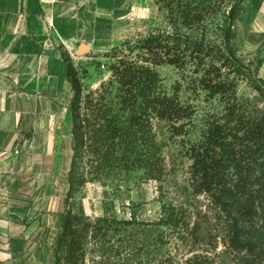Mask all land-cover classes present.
Here are the masks:
<instances>
[{"label":"trees","instance_id":"obj_1","mask_svg":"<svg viewBox=\"0 0 264 264\" xmlns=\"http://www.w3.org/2000/svg\"><path fill=\"white\" fill-rule=\"evenodd\" d=\"M155 2L167 29L107 53L111 74L96 87L62 52L72 153L53 264H264V80L239 54L245 0ZM166 65L178 73L170 86ZM170 141L189 160L182 200L159 198L148 219L71 206L89 183L166 180Z\"/></svg>","mask_w":264,"mask_h":264},{"label":"crops","instance_id":"obj_2","mask_svg":"<svg viewBox=\"0 0 264 264\" xmlns=\"http://www.w3.org/2000/svg\"><path fill=\"white\" fill-rule=\"evenodd\" d=\"M164 26L155 0H0V264H53L72 153L62 52L104 59Z\"/></svg>","mask_w":264,"mask_h":264},{"label":"rangeland","instance_id":"obj_3","mask_svg":"<svg viewBox=\"0 0 264 264\" xmlns=\"http://www.w3.org/2000/svg\"><path fill=\"white\" fill-rule=\"evenodd\" d=\"M244 5L245 14L242 20L237 23L239 54L242 61L251 67L260 63L257 77L264 80V0H245ZM164 28L167 29L166 25ZM134 43L130 42L116 49L125 48ZM75 57L71 58L76 64H79L80 68L87 67L90 76L86 82L92 87H96L103 80L109 78L111 72L107 69L108 58H78L77 55ZM158 69L168 86L178 78V73L172 66H161ZM240 92L245 95H253L251 87L245 81L240 83ZM166 156L169 168L166 180L162 182L141 181L134 178L127 181L89 183L72 200L71 206L93 217L103 214L126 217L132 209H136L141 218L152 217L159 210V198L178 201L183 198L181 191L188 176L189 160L181 155L179 145L172 141L166 146ZM200 199L204 200L205 198L200 196ZM63 207H66L65 203ZM220 249L221 246L217 248L216 252H220ZM220 260L222 259L219 257V262ZM223 264L236 263L231 260V257H226Z\"/></svg>","mask_w":264,"mask_h":264},{"label":"built area","instance_id":"obj_4","mask_svg":"<svg viewBox=\"0 0 264 264\" xmlns=\"http://www.w3.org/2000/svg\"><path fill=\"white\" fill-rule=\"evenodd\" d=\"M51 4H56L59 2V0H48Z\"/></svg>","mask_w":264,"mask_h":264}]
</instances>
